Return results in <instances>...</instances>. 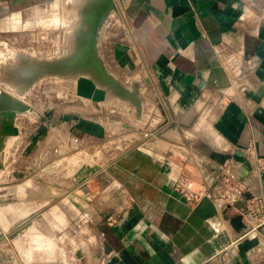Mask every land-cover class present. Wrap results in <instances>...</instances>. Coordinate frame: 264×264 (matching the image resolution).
Wrapping results in <instances>:
<instances>
[{
  "label": "crops",
  "instance_id": "1",
  "mask_svg": "<svg viewBox=\"0 0 264 264\" xmlns=\"http://www.w3.org/2000/svg\"><path fill=\"white\" fill-rule=\"evenodd\" d=\"M51 1L0 0V25ZM116 3L126 38L102 67L127 75L144 60L172 129L157 148L134 145L110 161L95 177L100 188L73 199L71 221L62 206L57 216L51 205L0 202V264H264V172L255 159L264 155V0ZM227 171L247 184L231 206L221 198ZM3 172L0 196H36L23 193L19 175L5 184ZM181 180L203 194L197 205L175 190Z\"/></svg>",
  "mask_w": 264,
  "mask_h": 264
},
{
  "label": "rangeland",
  "instance_id": "2",
  "mask_svg": "<svg viewBox=\"0 0 264 264\" xmlns=\"http://www.w3.org/2000/svg\"><path fill=\"white\" fill-rule=\"evenodd\" d=\"M98 1L52 0L25 11L20 20L0 25V109L15 113L9 119L0 110V152L5 160L0 168L5 184L16 182L19 175L23 193L28 188L37 192L7 201L51 205L57 216L54 210L62 206L69 221L75 217L73 199L100 188L95 177L110 161L134 145L157 148L174 120L144 60L145 68L127 75L118 68L108 74L102 67L109 65L106 50L126 38L118 25L125 23L118 16L117 0L99 26L92 52L91 4ZM80 75L104 88L106 99L79 96ZM79 117L102 125L104 134L77 125ZM8 123L18 126L20 134L7 133ZM69 237L70 248L75 242L70 230Z\"/></svg>",
  "mask_w": 264,
  "mask_h": 264
},
{
  "label": "water",
  "instance_id": "3",
  "mask_svg": "<svg viewBox=\"0 0 264 264\" xmlns=\"http://www.w3.org/2000/svg\"><path fill=\"white\" fill-rule=\"evenodd\" d=\"M113 5H114L113 0H101L98 3V5L93 8L94 20H93L91 34H90L92 52L95 51L94 43L99 34V26L105 21L106 16L110 12ZM97 68H100L99 64L97 65ZM76 89H77L76 90L77 94L79 96L92 99L93 101H96V102L104 101L107 97L106 90L104 88L99 87L97 83L93 80V78L89 76L80 75L77 78V88ZM1 112L5 113L7 115V118L9 119H13L15 115L12 109H7L6 111L1 110ZM64 119H67V115L64 117ZM79 120H80V123L77 125L81 127L85 126L86 129L92 134H96L97 136H102L104 134V128L102 127V125L96 122H93V121H88L82 117H79ZM5 131L7 133H13L15 135L20 134L19 127L16 125H13L12 123L6 124ZM35 139H36V136L34 137V140ZM91 170L93 171L94 169H91ZM207 199L208 197H205L203 200H207ZM7 200H8L7 196H4V197L0 196V202H4ZM234 222H236V226L238 228L244 227V223L241 217L234 218Z\"/></svg>",
  "mask_w": 264,
  "mask_h": 264
},
{
  "label": "built area",
  "instance_id": "4",
  "mask_svg": "<svg viewBox=\"0 0 264 264\" xmlns=\"http://www.w3.org/2000/svg\"><path fill=\"white\" fill-rule=\"evenodd\" d=\"M255 159L257 169L264 172V155H257ZM228 166V161H226L224 168H228ZM224 180L231 186L222 193L221 198L231 206L240 199L247 188V184L237 174L228 171L224 173ZM175 190L187 203L193 206L197 205L203 197L201 192L191 190L182 180L176 185ZM116 222L117 218L115 216H110L108 218L109 225H114Z\"/></svg>",
  "mask_w": 264,
  "mask_h": 264
},
{
  "label": "bare ground",
  "instance_id": "5",
  "mask_svg": "<svg viewBox=\"0 0 264 264\" xmlns=\"http://www.w3.org/2000/svg\"><path fill=\"white\" fill-rule=\"evenodd\" d=\"M100 1H101V0H99L96 4H91V5H94V7H95V6L98 5V3H99ZM94 7H93V8H94ZM114 8H115V4L113 5V7L111 8L110 11L114 10ZM109 13H110V12H109ZM109 13H108V14H109ZM108 14H107V15H108ZM119 14H120V13H119ZM122 18H123V17H122ZM130 37H131V36H130ZM33 140H34V139H33ZM30 145H31V144H30Z\"/></svg>",
  "mask_w": 264,
  "mask_h": 264
}]
</instances>
